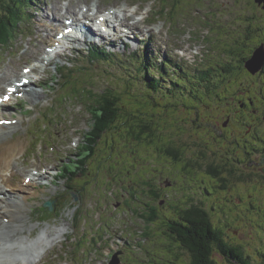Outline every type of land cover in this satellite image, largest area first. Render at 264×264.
<instances>
[{
    "label": "rangeland",
    "instance_id": "374dc122",
    "mask_svg": "<svg viewBox=\"0 0 264 264\" xmlns=\"http://www.w3.org/2000/svg\"><path fill=\"white\" fill-rule=\"evenodd\" d=\"M84 1H89L91 4L96 2V0ZM126 1H133L130 5L132 7L129 6L130 9L128 7L127 10L129 16L139 9L138 7L141 8V12L135 14L130 21L139 20L146 39L142 35L137 38L138 34L135 35L133 30H130L129 38H125L134 41L124 43L121 37L117 44L104 46L105 51L115 53L105 54L110 58L108 61H91L88 52L92 47L96 49L97 47L90 42L83 44L81 48L68 50L65 52V58H56V64L50 66V73L45 76L48 78L46 82L41 81L48 85L45 91L36 81L32 82L34 85L30 84L29 87L39 88L35 90L42 93L38 103L28 100L23 93L20 96L14 95V100L6 102L8 104L6 110L11 111L10 115L16 116L17 119L23 117L24 120L22 125H19V131L11 139V143L19 144V153L13 157L12 162V167L16 166V168L10 169L7 174L11 176L15 185L27 184L25 183L27 178L32 183L28 182L30 198L25 203L28 206L27 214H34L37 219L30 224L37 223L38 226L35 235L27 242L30 245L35 244L47 228L53 233L62 229L65 231L54 243L44 245L45 251L35 264H75L74 256L81 264H111L115 252L119 250L121 253L117 259L119 258L120 264H190L191 253L188 248L176 244L173 237L165 233L164 226H161L163 230L159 225L155 228L154 223L147 227L146 216L153 214V210L149 207L157 211L158 204L154 201L150 202L145 192L136 199L130 196L131 187L126 183L129 180L138 181V176L145 175L146 164L151 163L145 154V149L137 151L136 147L139 148L138 143L140 147L144 146L151 135L150 129L154 132L152 134L154 140L162 135L159 132H163L166 136L162 137L163 142H167V137L173 136L171 133L178 131L182 126V117L192 114L194 110L191 108L202 111L204 117L214 116L220 111L222 116L218 115L215 117L218 119L215 120L225 119V113L229 110L226 109V101L219 99L225 97V92H232V90L225 91L226 88L231 89V86L248 79L250 72L246 68L243 69L244 66L241 67L239 60L250 57L253 48L264 43V8L256 0H101L102 6L105 7L103 12L111 7L119 9L126 4ZM6 2L10 5L15 3L12 0H0V3ZM37 2H41L40 5L47 9L46 14L40 7L36 8ZM57 2L66 3L68 0H28L22 8L21 18L24 20L20 18L18 25L15 24V28L9 32L7 41L5 40L7 43L0 44V97L2 93H7V84L13 79L21 80L16 82L18 85L24 84L19 67L31 66L25 61L29 59L32 64L38 63L31 52L23 53L30 44L40 39L38 35L45 27L50 29L53 25L56 32V22H51L45 17L51 16L50 10ZM22 3L23 1L20 0V4ZM44 19L45 25L38 28L37 21L43 22ZM35 28L39 31L32 32ZM63 28L60 29L63 31ZM150 37H152L151 44ZM107 43L109 42L104 44ZM145 46L150 47L149 55ZM47 48L48 46L46 50L49 52ZM152 55H156V58L151 57L150 61L149 56ZM164 56L170 57L172 64L159 68ZM232 62L236 66L230 74L216 72L212 77L213 83H217L222 78H227L229 82L226 80L218 89L208 94L207 91H200L203 93L202 101L196 100L190 93H184V90L188 92L190 88L188 80L192 82L194 93H199L197 89L200 84L196 82L199 76L196 80L191 76V74L197 76V67L208 65L212 68L214 64L217 66L223 64L222 66L232 69L234 66ZM58 66L63 70L71 68L73 71L61 74ZM8 67L10 72L6 74ZM146 67L150 74L159 76L164 90L154 94L167 96L164 103L168 104V107L158 119L149 118L148 130L143 131L142 126L137 124L127 129L123 126L120 129H110L92 149L95 150L94 157L88 160L86 169L83 167V171H75L78 160L84 164L86 159L89 145L85 140L97 113L94 109L98 97L95 93H91L88 87L93 88L94 92H101L104 88L114 92L121 90L120 105L123 102L128 109L124 112L126 115L136 116L133 118V122L136 123L138 115L144 117L139 111L149 114L148 109L143 108L139 103L146 94L142 91L146 80L139 71L146 72ZM215 69L217 70V67ZM244 73L247 75L244 76ZM69 75L70 83L64 91L62 86ZM180 79L187 81L188 89H184L186 84L181 81V85L173 82ZM230 82L232 84L229 85ZM82 85H84L82 88L79 87ZM167 86L174 88L171 93ZM84 87L87 88L86 92H82ZM125 90L133 92L126 93ZM67 91L69 95L65 94ZM65 95L69 97L65 98ZM3 112H0V116H3ZM43 114H49L48 121L44 120L49 122L48 124L43 122ZM187 119L189 120L190 117ZM189 121L192 122L191 119ZM131 130H135L136 133L130 136ZM203 133L205 132L201 131L202 135ZM133 136H138L140 140L132 139ZM123 137L126 139L124 140ZM182 139L185 140L186 137ZM46 140L50 141L54 148L48 147ZM198 141L202 144L201 149H204V146L209 148L208 155L211 157L216 154L214 152L230 147L228 140L225 144L213 143L212 148L207 141L201 139ZM75 154H79L80 157ZM17 160L21 165H18ZM34 160L44 164V170L48 171V179L39 183L31 181V178L35 177L34 171H37L36 167L30 166ZM22 161L25 162L22 164ZM25 167L31 177L27 176L26 172H22ZM67 167L71 170L67 173V178H70L68 180L59 175L63 170L64 176ZM120 176L129 177L125 188L119 183H115V186L108 185L109 180H118ZM67 184L69 186H66ZM173 185H176L175 189L171 190ZM212 185L211 180L204 183L195 182V175L183 174L180 168L177 174L165 176L164 180L159 181L158 191L161 193L159 196L163 198L168 193L174 195L169 198L173 199L172 202L169 200L170 204L167 203L165 206L164 203V209H167L170 205L177 207L179 203L177 194L180 197L181 188L189 190L193 187L198 196L203 198L205 190H211ZM240 186L244 190L243 194L247 193L249 197L238 192L237 189H231L228 194L215 193L210 203L211 207L208 205L205 209L210 214L214 231L219 232V235L222 234L227 242L240 246L253 263H260L264 252V153L253 150L249 155V160L244 165V183ZM75 189L84 196L81 198L80 195L75 194L73 200L76 204H72L70 195ZM122 190L126 194L123 195ZM68 191L70 192L67 194ZM211 195V191L207 192L208 198H211ZM51 198H54V201ZM123 198L126 207L114 210L124 204ZM48 202L53 204L52 211L49 216H43L45 217L43 220L41 207L46 209L45 204ZM226 207H229L228 211L222 213L221 211ZM8 209L9 207L5 206L0 212L6 214ZM164 211H157L158 224L164 223L161 218L174 213L169 209ZM146 231H148L147 236H143V232ZM83 233L87 237L82 238ZM213 247L212 258L217 261L215 264H231L216 244ZM4 259L5 257L2 258ZM1 264L5 263L2 261ZM23 264L27 262L24 261Z\"/></svg>",
    "mask_w": 264,
    "mask_h": 264
},
{
    "label": "trees",
    "instance_id": "16d2710c",
    "mask_svg": "<svg viewBox=\"0 0 264 264\" xmlns=\"http://www.w3.org/2000/svg\"><path fill=\"white\" fill-rule=\"evenodd\" d=\"M12 1L15 2L12 5L7 2L0 3V10H2L0 11V44L7 43L6 41L9 32L12 28H15V26L18 25L17 22H19L22 15L23 6L20 4V0ZM261 45L262 44L259 46ZM259 46L253 48L254 50L250 57L241 58V60H239L241 67L244 66L243 69L246 68V62L253 56L254 51ZM99 59L110 60L109 57L104 55ZM232 64H234L232 69L222 66L223 64L221 66L214 64L212 68L208 65L205 67H197L196 71L198 74L194 73L197 76L192 74L191 76L192 79L195 80L199 76V79L196 81L200 84L197 89L199 90V93H194L193 87L191 86L192 82L190 80H188L190 83L189 91L186 92V90H184V93H190L196 100L202 101L203 93L200 91H207L208 94L224 84L227 78H222L217 83H213L212 77L216 75V72L230 74L236 66L234 62H232ZM159 67L164 68L165 65L161 64ZM216 67L217 70L215 69ZM147 69L148 68L146 67V72L142 70L139 71V74L146 80L147 85H145L144 90H142L146 94L139 103L143 105V108L148 109L149 114L139 111L144 117H139L140 115H138L136 123L133 122V118H136V116L132 114H130L131 116L126 115L124 112H127L128 109L123 105V102H121L120 105V100L122 101L120 95V93H122L121 90L119 92H114L113 90L104 88L101 92H94L93 88L88 87V90L91 93H95V96L98 97L95 104L96 109H94L97 113L94 116V124L90 137H87L89 149H87L86 159L84 160V164H82L81 160H78L77 166L74 169L75 171H83V167L86 169L88 166V160H91L94 157L95 150L92 151V149L96 147L102 136H104V134L110 129H120L121 126L127 129L130 128L131 125L137 124L138 126H142L143 131L148 130L149 118H154V120L158 119L160 114L164 112L166 107H168V104L164 103L167 96H157L154 94L164 90L162 88V83H160L161 80L159 76L150 74ZM71 71H73L71 68L60 70L61 74ZM248 72H250V74ZM248 72V79H244V81L238 85L231 86V89L226 88L225 91L232 90V92H225V97L219 99V101H226V109L229 110L225 113V119L215 120L218 119L215 118L218 115L222 116V114L220 115V111L214 114V116L210 115L209 117H204L202 111L191 108L194 110L192 111V114L182 117V126L178 128V131L171 133L173 136H170L169 138L167 137V142H163L162 137H166L163 132H159L162 135L154 140L152 138L154 132L150 129L149 131L151 135L146 140L144 146L140 147V143H138L137 146L139 148L136 147L137 151L138 149L142 151L145 149V154L151 160L149 165L146 164L145 175L138 176V181L136 182L129 180V177L120 176L121 178L118 180H109L108 185L115 186V183H119V185L125 188V183L129 180L126 185L131 187L130 196L132 199L139 198L144 192L148 197L149 191L151 190V195H154L155 203L158 204L161 199V201H167L165 204V206H167V203L169 204V198L174 195L168 193L164 198H161V196H159L161 193L157 190L159 181L162 179L164 180L165 176L169 177L177 174L181 168L183 174L187 173L188 175H195V182L197 181V183H204L208 180L214 179L211 180L214 182V185H212L210 191L217 190L218 187L216 184H220L221 187L223 185L227 188V194L231 189H237L238 192L243 194L244 190L241 189L240 185L243 183L241 180L244 179V174L241 172H244V165L247 164L249 155L252 154L253 150H258L260 153H264V67L256 74L252 73L250 70H248ZM246 75L247 74L244 73V76ZM67 77L70 78L71 76L69 75ZM180 81L186 84L184 89H188V83L187 81H184V79H180L179 81L173 80L175 84H180ZM227 81L229 82V80ZM68 82H70L69 79ZM202 84L204 85L201 86ZM230 84H232V82H230L229 85ZM83 86L84 85L79 87L82 88ZM200 86L202 88H200ZM65 87L66 86H62L64 90ZM167 89L171 93L174 88L167 86ZM86 90L87 88L84 87L83 91ZM70 92L72 93V91ZM124 92L131 93L133 91L125 90ZM65 94L69 95L68 91ZM68 95H65V98L69 97ZM187 117H190L192 122H190V119L188 120ZM211 117L213 118L210 119ZM204 118L206 119L203 120ZM201 131H204L205 133L202 135ZM135 133V130H131L130 136ZM244 134H246V138H244ZM183 137H186V139H182ZM123 139L125 140L126 138L123 137ZM132 139H135L136 141L140 140L138 136H133ZM199 139L210 143V148L213 147V143L218 144L219 142L225 144V141L228 140L230 147L223 149L222 151L214 152L216 154L211 157L208 155L209 148L204 146V149H201L202 144L201 142L198 143ZM195 146H197V148H195ZM193 147L195 148L194 150L192 149ZM70 171L69 167H67L65 169L64 177H67V173ZM155 172H157L158 175ZM174 186L176 185H173L171 190L175 189ZM246 188L248 187L246 186ZM194 189L195 188L193 187H190L189 190L187 188L185 190L182 189L180 197L177 194V198H179L178 206L173 207L170 205L168 208L171 212L173 209V211H176L173 214H170L171 217L166 215L161 218L164 222L163 224H158V220L156 219L157 211L160 209L157 208V211L152 209L153 214L146 216V220H148L147 227L152 223H154L155 228L158 227V225L159 228L164 226L165 233H167L169 237L172 236L173 240L176 241V244H180V246L184 245L188 248L191 253L190 264H215L217 261L212 258L214 249L213 245L215 244L224 256L229 259L231 264H264V252L261 255V262L253 263L240 246L227 242L222 234L219 235V232L213 230L214 226L212 225L213 223L210 214L203 207L201 201L194 198L195 194L198 196V193ZM122 193L126 194L123 190ZM245 194L247 197L250 196L247 193ZM159 207L164 208V203ZM171 207L172 210L170 209ZM160 211L165 212L162 209ZM158 217H160V215ZM143 233L144 236H147L148 231ZM173 257L175 258L174 254Z\"/></svg>",
    "mask_w": 264,
    "mask_h": 264
},
{
    "label": "bare ground",
    "instance_id": "6f19581e",
    "mask_svg": "<svg viewBox=\"0 0 264 264\" xmlns=\"http://www.w3.org/2000/svg\"><path fill=\"white\" fill-rule=\"evenodd\" d=\"M41 2H37L36 8L40 7L46 14L47 9L44 6L40 5ZM132 3L133 1L132 2L126 1V4L123 5L121 8L110 9L109 11L107 10V12L104 14L102 13V11L104 10L105 7L102 6L101 0H96L94 5L90 4L89 1H84V0H68V2L66 3L57 2L50 10L51 16H47V18L45 17V19L47 20L50 19L51 22H56L55 26L57 27L59 26L68 27V28H71L72 31H76L77 27L83 28V30L86 33L85 43L90 42L93 45H97L95 42L96 40H98V37H101L100 39H102L103 37V35L100 32V29L95 27V23L96 22L107 23L111 27L112 29L111 31L116 37L112 40H107L103 38L101 44H104L105 42L117 44V42L121 39V37L123 38L124 43H128L130 41H126L124 37L129 38V35L132 30L135 35L138 34L137 38L141 35H144V32H145L143 28L141 27V23L139 22V20H136L133 22L130 21V19L133 18L135 14L141 11L140 10L141 8L138 7L139 9L135 10L129 16V14L127 13V10H128V7ZM99 13H102V14H99ZM101 16H105L104 21L101 20ZM45 19L43 20V22L41 20L37 21L38 28L39 26L43 27L45 25ZM69 19H71L72 22ZM21 20H24V19L21 18ZM66 23L68 25H66ZM38 31L39 29H36V28L34 31L32 30V32H38ZM38 37L40 39H37L35 40L33 44H30L24 50L23 54H26L27 52H31L30 54L34 58H36L39 63H41V64H35L31 66V71L39 69L40 74L44 75L45 73L49 71V65L53 62V57L50 56L51 55L50 51L47 52L46 50V47L49 46V44L53 42L54 40L53 25L51 26L50 29L45 27L41 31V33H39ZM68 40L70 43L82 42V41H78V39H75L73 37L69 38ZM48 55L51 58H48ZM28 60L25 61V63H27ZM159 66H161V64H159ZM10 67H8L7 70L5 71L6 74L8 71L10 72ZM23 69L24 68L19 67V71L21 72L22 79L24 77H30L29 76L30 73H26L25 71L23 73ZM32 77L33 75H31V78ZM47 79H48L47 77L45 76L43 77V81L46 82ZM17 81H21V80L13 79L12 82L10 81L11 83L9 85L15 86ZM45 82H40V83L46 84ZM24 86L19 87L18 89L24 90L23 92H25V96L27 97L28 100L34 101L35 104L38 103L37 101L42 96V93L39 90H35L32 88L23 89ZM8 94L12 95V98L10 99L12 100L15 95V92L14 93L8 92ZM2 119H12L13 123L12 125L0 123V200L4 203L7 202L5 206L9 207L6 214L0 212V264L2 263V261L5 264H8V262L10 261L11 263L9 264H23L24 261H26L27 264H35L42 257V254L45 251L46 247H44V245H46L47 243H54L56 239H58L60 236H62L65 233V231L64 229H62L58 232L53 233L49 231L50 228H47V229L44 228L46 230H44V232L39 237V239L35 242V244L33 245L28 244L27 240L30 239V237H32L33 235H35L36 229L38 226L37 223L30 224L31 221L34 222V220L36 221L37 219H35L36 217L34 216V214H31V215L27 214L28 206L25 203V201L30 198L29 197L30 195L28 194L29 193L28 182L29 183L31 182L27 178L25 179L27 180V182H25L27 184H20V186L15 185L12 181L11 176L7 174V171H9L10 169H13L14 167L16 168V166L12 167L13 166L12 162H13V157L18 155L19 153V150H18L19 144L11 143V139L19 131L20 126L22 125L24 120H23V117H20L17 120H14V117H9L7 116V114L0 116V120ZM20 149H22V147ZM17 161H18V165H21L19 160ZM26 161H28V159H26ZM24 162L25 161H22V164ZM30 166H34L37 169V171L34 169L35 171L33 175L35 177L31 178V181L33 183L35 181H36L35 183H39L41 180L49 178L48 171L46 169L44 170V167H43L44 164H40L34 160V162ZM22 172H26L27 176H30V177L32 176L30 175L29 172L26 171V167L25 169L22 170ZM66 186H69V185L67 184ZM69 192L70 191H68L67 194ZM172 200L170 199V202H172ZM166 202L164 200L165 204ZM45 234H46V237L48 238L47 241H46ZM39 246H42V247L39 248ZM4 257L5 259L2 260V258Z\"/></svg>",
    "mask_w": 264,
    "mask_h": 264
},
{
    "label": "water",
    "instance_id": "95a60500",
    "mask_svg": "<svg viewBox=\"0 0 264 264\" xmlns=\"http://www.w3.org/2000/svg\"><path fill=\"white\" fill-rule=\"evenodd\" d=\"M260 3L263 0H258ZM246 67L252 72L257 73L264 67V43L256 49L252 58L247 61ZM47 205V204H46ZM118 254L116 253L111 261V264H120Z\"/></svg>",
    "mask_w": 264,
    "mask_h": 264
},
{
    "label": "flooded vegetation",
    "instance_id": "af4514ba",
    "mask_svg": "<svg viewBox=\"0 0 264 264\" xmlns=\"http://www.w3.org/2000/svg\"><path fill=\"white\" fill-rule=\"evenodd\" d=\"M242 174H244V172H241ZM211 180H214V179H211ZM243 181V183H244V179H242L241 180V182ZM213 182V181H212ZM197 185V184H196ZM213 185H214V182H213ZM216 186L218 187V189L217 190H213V191H211L212 192V197L211 198H208V196H207V192H209L210 190H208V189H206L205 191H206V193L204 192L203 193V198H201V197H199V196H196V194L194 195V198H197L198 200H200L201 201V203H202V205H203V207L205 208L206 206H208V205H210V207H211V200L212 199H214V197H213V194H215V193H221V192H224V193H227V188H225V186H223L222 185V187H221V185L220 184H216ZM158 190V189H157ZM182 190V189H181ZM233 190V189H232ZM152 194V191L150 190L149 191V194H148V200L150 201V202H152V201H154L155 199H154V197L151 195ZM158 195V194H157ZM165 195H167V194H165ZM155 202V201H154ZM164 203V201H160L159 200V202H158V205L160 206L161 204H163ZM150 206H151V204H149ZM158 206V209H162V210H168V208L166 209H164V208H160ZM226 206V205H225ZM149 209H151L152 210V208L151 207H149ZM228 209H229V207H226L224 210H222L221 212L222 213H225L226 211H228ZM159 210V211H160Z\"/></svg>",
    "mask_w": 264,
    "mask_h": 264
},
{
    "label": "snow or ice",
    "instance_id": "6c2138e0",
    "mask_svg": "<svg viewBox=\"0 0 264 264\" xmlns=\"http://www.w3.org/2000/svg\"><path fill=\"white\" fill-rule=\"evenodd\" d=\"M26 83V81H25ZM14 91V89L12 90ZM9 100V97L7 95L3 96L2 98H0V103L2 102H7ZM9 121H6V120H0V123H8Z\"/></svg>",
    "mask_w": 264,
    "mask_h": 264
}]
</instances>
